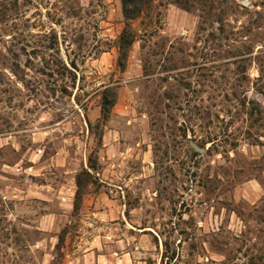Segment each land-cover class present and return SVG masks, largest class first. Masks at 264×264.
Masks as SVG:
<instances>
[{"label":"rangeland","instance_id":"1","mask_svg":"<svg viewBox=\"0 0 264 264\" xmlns=\"http://www.w3.org/2000/svg\"><path fill=\"white\" fill-rule=\"evenodd\" d=\"M124 24L0 0V264H264V0H154L120 70Z\"/></svg>","mask_w":264,"mask_h":264},{"label":"trees","instance_id":"2","mask_svg":"<svg viewBox=\"0 0 264 264\" xmlns=\"http://www.w3.org/2000/svg\"><path fill=\"white\" fill-rule=\"evenodd\" d=\"M153 1L154 0H121V8L125 24L117 41L118 55L116 64L120 70L125 69L131 45L136 39V32L131 26V21L139 18L143 13H145V11L152 6ZM117 93L118 91L116 85H106L101 91L100 116L95 124L88 121L90 131L96 132L94 136L95 147L91 148V152L87 156V165L83 166L75 174L76 190L72 202L73 215L77 213L81 206V199L84 194V190L86 189L87 182H95V176L92 171L97 165L96 152L98 147L101 145L104 126L109 121L113 107L116 103ZM67 232V226L60 230L58 234L57 247H60ZM167 263L174 264L171 261H168Z\"/></svg>","mask_w":264,"mask_h":264}]
</instances>
